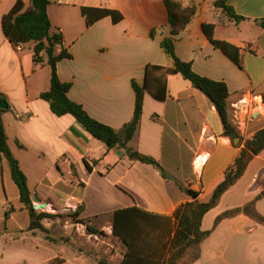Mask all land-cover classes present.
I'll use <instances>...</instances> for the list:
<instances>
[{
	"label": "crops",
	"instance_id": "1",
	"mask_svg": "<svg viewBox=\"0 0 264 264\" xmlns=\"http://www.w3.org/2000/svg\"><path fill=\"white\" fill-rule=\"evenodd\" d=\"M194 1L198 10L175 35V54L190 62L199 75L226 82L232 121L239 125L243 140L251 138L264 127L259 109L264 96V29L255 22L264 18V0H226L244 18L240 22L216 8L214 0ZM15 2L0 0V93L7 103L1 118L8 147L26 175L31 200L36 196L47 211L57 208L88 219L75 226L88 239L106 226L109 246L104 256L112 263L120 262L128 248L112 234L113 214L135 207L140 214L134 212L136 220L127 221V225L134 223L127 234L140 257L135 258L137 263L168 264L183 243L175 233L176 210L188 202L209 199L242 141L237 146L224 136L210 100L180 74H171L163 100L144 96L138 129L127 144L156 159L165 176L149 163L130 159L123 148L107 150L71 115L56 116L39 97L50 85L45 54H40L42 64L34 62L33 42L13 45L2 31L1 18ZM22 2V10L27 9L30 0ZM82 7L114 9L122 20L113 23L107 16L88 26ZM47 15L51 32L61 34L60 46L71 55L56 64L58 78L70 84L68 97L94 119L119 130L133 115L131 81L142 84L147 65H171L161 48L162 39L170 35L164 0H50ZM204 23L213 25L215 39L239 48L240 66L210 43ZM10 181L8 162L0 156V209L4 212L0 264H98L83 250L70 249L62 240L49 243L44 237L41 242L52 250L31 256L26 245L40 234L29 229L28 212ZM182 187L197 196L192 198ZM69 196L75 200L68 201ZM245 205L249 213H236ZM253 213L264 217V150L253 156L242 176L203 215L200 231L208 234L188 246L178 264H264V224ZM92 220L99 228L92 226ZM66 222L63 227L74 225ZM111 239L116 244L115 258ZM34 244L37 249L38 242Z\"/></svg>",
	"mask_w": 264,
	"mask_h": 264
},
{
	"label": "trees",
	"instance_id": "2",
	"mask_svg": "<svg viewBox=\"0 0 264 264\" xmlns=\"http://www.w3.org/2000/svg\"><path fill=\"white\" fill-rule=\"evenodd\" d=\"M50 0H30L27 9H23L22 0H16L12 8L1 18L2 31L7 40L13 44L33 42L34 62L42 64L41 53L46 56V64L50 67V85L47 91L40 94V98L45 100L50 111L56 116L65 114L71 115L92 137L101 141L107 150L112 148H123L124 153L134 160L149 163L156 167L160 174L165 176L163 168L159 162L147 156L131 146V141L136 133L140 117L142 113V104L144 96L147 94L156 100H163L166 95V79L168 75L180 74L190 84L200 90L214 105L222 126L223 135L228 137L232 142L236 137H240L243 145L234 159L233 163L224 172L223 179L214 187L207 201L194 200L180 206L175 212V218L178 220V228L176 234H180L183 243L176 248L168 259V264H178V259L184 250L191 245L198 244L209 231H200V223L203 215L212 208L219 200L220 196L233 185L244 173L248 163L253 156L260 154L264 150V127L257 129L251 138L243 140L238 127L233 123L230 110L228 108L227 98L229 95L226 82L222 80H214L206 76L199 75L192 69L190 62L183 61L177 57L174 50L175 35L182 30L195 16L199 4L194 0H164L168 11V24L170 27V35L161 41L163 52L171 59L170 66L147 65L145 68V77L142 84L135 80L131 81L134 92V110L132 118L123 124L119 130H115L111 126L104 124L91 117L81 104L71 100L67 93L70 88L69 83L62 82L56 72V64L59 60L70 58V53L60 46L61 34L51 32V24L47 15V6ZM214 6L220 8L235 22H240L244 18L237 15L233 9L226 4V0H214ZM81 13L85 18L86 25H91L95 21L110 17L113 23L122 20V14L114 9L99 7H82ZM262 29H264V18L255 21ZM202 29L215 47L220 49L230 60L240 66V50L237 46L213 37V25L204 23ZM152 33V32H151ZM0 100L5 98L0 93ZM0 108V156L4 157L9 165L10 177L18 189L19 200L23 204V208L29 215V229H38L47 232V228L42 224V219L47 217L45 212H36L33 208L30 197V190L27 185L26 175L20 168L18 160L12 155L8 144L4 126L2 123ZM240 145V142L237 146ZM88 169L89 166L86 164ZM182 190L192 198L197 196V192L187 187ZM249 205L236 209V213L244 211L249 213ZM140 210L135 207L116 210L113 214L112 234L118 237L128 248L124 253L123 259L118 263L108 262L105 259H99L98 264H139L135 258H140L133 248L130 236L127 234L128 227L133 228V224L127 221L136 220V213ZM225 212L223 215H229ZM254 218L264 224V217L251 214ZM222 216V215H221ZM219 216L217 219L221 218ZM135 226V225H134ZM87 229L92 230L87 226ZM143 259V258H142Z\"/></svg>",
	"mask_w": 264,
	"mask_h": 264
},
{
	"label": "rangeland",
	"instance_id": "3",
	"mask_svg": "<svg viewBox=\"0 0 264 264\" xmlns=\"http://www.w3.org/2000/svg\"><path fill=\"white\" fill-rule=\"evenodd\" d=\"M263 103L260 106L261 110V115L264 116V96L262 98ZM236 126L239 129V125L236 124ZM242 129H245L244 126H241ZM240 131V130H239ZM11 182V181H10ZM13 184V182H11ZM31 187V185H30ZM16 192H17V188ZM6 192H7V197L12 200L14 195L9 187V185L6 183ZM0 200H1V193H0ZM16 203V202H14ZM36 202L32 201L33 206L35 205ZM34 208V207H33ZM36 212H45L48 214L47 217L43 218V222H48L49 223V228H47V232H42L38 230L40 236H37L33 240V242H28L26 245V249L29 250V254L33 257H37L39 254H47L51 249V247L43 244L41 242V239L44 237L49 243H55L57 241L62 240L65 242V246H69L70 249H81L83 250L86 254L90 255V257L94 258L95 260L99 259H105V256L108 255V253L105 255V248H107L109 237L106 236V231L108 230L105 226V228L98 230L96 229V234L91 237V239H88L85 237V235H81L80 232L75 230V226L78 225V223L82 221L88 222V219H77L76 216L72 214V212L67 211V210H57V208L54 209H49L50 211H47L45 209L39 210V209H34ZM4 212L0 209V217H3ZM66 221H69L71 225L69 227H63V225H66ZM108 225V224H105ZM92 226H96V228H99L98 223L95 220H92ZM108 227V226H107ZM70 228L67 233H65V229ZM74 228V231L72 230ZM72 240V241H71ZM35 242H38V248H35ZM40 242V243H39ZM72 242V243H71ZM74 242V243H73ZM111 244H114V247L112 248L111 253L114 255V258L116 255L115 253V247L116 244L114 242V239L110 240ZM53 248V247H52ZM49 250V251H48ZM109 252V251H108ZM105 255V256H104Z\"/></svg>",
	"mask_w": 264,
	"mask_h": 264
},
{
	"label": "water",
	"instance_id": "4",
	"mask_svg": "<svg viewBox=\"0 0 264 264\" xmlns=\"http://www.w3.org/2000/svg\"><path fill=\"white\" fill-rule=\"evenodd\" d=\"M0 108H1V109H6V108H7V103H6V101H4V100H0ZM233 142L236 143V144H238V143L240 142V137H236V138H234V139H233ZM32 200H33L34 202H36V203H39L40 207H45V204L42 203V202H40V200H39L36 196H33V197H32ZM36 207H37V206L34 205V208H36Z\"/></svg>",
	"mask_w": 264,
	"mask_h": 264
},
{
	"label": "built area",
	"instance_id": "5",
	"mask_svg": "<svg viewBox=\"0 0 264 264\" xmlns=\"http://www.w3.org/2000/svg\"><path fill=\"white\" fill-rule=\"evenodd\" d=\"M18 44H20V43H18ZM74 200H75V198L73 196H69L68 201H74ZM35 205L37 206L36 209H39V210L43 209V207H40L39 203H35Z\"/></svg>",
	"mask_w": 264,
	"mask_h": 264
}]
</instances>
